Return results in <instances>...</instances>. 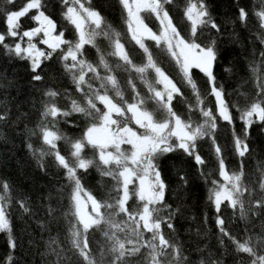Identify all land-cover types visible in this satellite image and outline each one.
Returning <instances> with one entry per match:
<instances>
[{
    "label": "snow or ice",
    "instance_id": "snow-or-ice-1",
    "mask_svg": "<svg viewBox=\"0 0 264 264\" xmlns=\"http://www.w3.org/2000/svg\"><path fill=\"white\" fill-rule=\"evenodd\" d=\"M118 3L123 36L91 0H62L59 24L42 0H26L19 8L15 0H4L0 8V47L9 61L24 63L28 77L21 85L15 70L12 77L0 70V141L8 145L0 164L14 157L18 140L35 166V174H25L16 161L27 188L0 180V233L8 249L0 264H264V167L258 168V185L242 180L244 162L256 152L253 126L264 133V0L259 10L237 5L235 17L222 23L205 0H187L186 25L174 23L173 0ZM250 16L257 20L261 47L253 45L251 59L243 57L252 98L238 85L235 91L245 99L240 106L216 69L232 73L222 65L225 49L241 47L235 26L247 28ZM87 46L95 49V60L87 58ZM117 70L127 74V97ZM65 78L72 92L61 86ZM134 79L146 92L137 90ZM69 118L79 135L69 137L57 127ZM219 122L230 131L239 170L226 166L216 141ZM33 137L46 147L34 148ZM205 137L214 149V170H203L206 161L197 152ZM170 154L191 157L206 187L207 211L198 222L187 204L189 179L181 165L171 164L174 183L162 168ZM90 169L111 178L99 198L82 183ZM17 208L21 219L27 216L40 230V239L30 236L28 247L27 225L14 234ZM237 208L242 240L231 228ZM253 217L260 218L258 232ZM182 222H189L185 241L179 239Z\"/></svg>",
    "mask_w": 264,
    "mask_h": 264
},
{
    "label": "trees",
    "instance_id": "trees-1",
    "mask_svg": "<svg viewBox=\"0 0 264 264\" xmlns=\"http://www.w3.org/2000/svg\"><path fill=\"white\" fill-rule=\"evenodd\" d=\"M42 2L48 5L47 13L51 14L54 19L57 20L58 24L60 23V13L63 8L62 0H42ZM195 2V0H193ZM26 0H15V7L19 8ZM92 5L101 11V14L106 18V21L112 25L117 31H120L122 36L126 29V26L123 24V20L121 18V6L118 3V0H91ZM187 0H173V6L171 7L170 14L174 18V23H178L181 25H186V18L182 19L183 10ZM209 10L211 11L213 17L216 19L217 23H222L224 21H230L236 15L237 5L245 7L247 10H251L254 6L259 10L260 0H205ZM4 7V0H0V8ZM146 15V14H142ZM26 19V18H25ZM147 22V21H146ZM256 24L257 20L255 17L250 16L247 28L241 27L239 24L235 26L236 32L239 34V40L241 47H237L236 44L228 45L225 49L226 59L222 61V65L232 68V73L228 74L222 71V68H217L216 71L219 73V79L224 83L225 89L227 92L231 93L230 99L236 101L240 106L245 104V99L242 96H239L235 91L237 86L239 87V92L246 93L248 100L252 98V89L251 82L247 81V77L249 75L247 71L246 61L243 57L248 56L249 59V49L254 45L257 50L261 47L259 41L256 39ZM27 26V25H25ZM5 29V24L3 21V17H0V32H3ZM225 33L231 31V25L228 28L223 29ZM252 41V44L249 43ZM99 43V42H98ZM106 46V42L101 43L100 47L103 49ZM129 45L126 44V48ZM87 58L90 60H95L97 58V53L95 49L91 48V46H87ZM106 59L109 60L113 65L115 64V58L108 57L105 53ZM136 62H139L138 58H134ZM228 61H232V64H229ZM7 69L9 77H12L13 70H15L16 76L15 78L19 80L21 85L26 84L28 79L27 74L25 72V66L23 62L18 61H9L5 56L2 47H0V70ZM118 80L121 83L122 90L125 91L126 97L129 94V89H127L125 85V81L127 79V74L117 70L116 73ZM174 75V73H173ZM135 74H133V77ZM243 78V79H242ZM134 83L137 86V90L141 91L143 94L146 92V89L143 88V85L140 84L139 80L134 79ZM201 91L203 90V84L198 82ZM62 87H66L69 92H72V85L65 78L61 82ZM187 95V93H186ZM150 107V105H149ZM180 107V106H178ZM197 117L194 116V119ZM224 122L218 123V130L216 141L217 144L220 145L222 149V154L225 156L226 166L231 170H239V164L237 158L232 155L231 152V134L229 129L222 128L219 125ZM62 132H64L67 136L72 137L79 135V129L74 127L71 123V118H69V123L65 124L61 122L57 125ZM237 130H239V122L236 124ZM33 147L38 149L42 147H46L43 145L42 140L38 137H33L31 140ZM252 142L251 146H255L256 152L254 156L250 159H247L244 162V176L242 178L243 183L249 187L253 185H258L260 173L258 168L264 167V133L259 131L255 125L252 129ZM58 148L61 151V154H66L65 145L63 141L58 142ZM8 150V145H5L2 141H0V160H4L6 158V153ZM15 155L11 160H8L7 166L0 164V180H11L14 181L15 184L21 188H27V184L24 181L23 176L21 175V168L17 166L16 161L18 160L20 165L23 166V172L25 174H35L34 173V164L28 155L27 150L24 145L21 144L18 140L16 141V148L13 149ZM197 152L205 159L206 164L203 168L204 171H208L209 168L213 170L216 167L215 159H214V149L212 148L211 142L205 137L203 140L197 142ZM91 155V153H88ZM176 162L181 165L183 172L186 174L189 179L188 185V195H187V204L190 208V213L197 217V222L201 216L202 211H207L205 207V197H206V187L204 183L198 179V173L196 166L191 157H181L179 155H171L167 158L161 160L162 168L170 177L171 182L176 181V176L172 174L171 164ZM217 173L213 171V177L215 178ZM82 183L86 188L91 190L94 195H97L99 198L102 192H107L111 186V178L103 177L101 178L99 174L95 171V169H90L87 174H85L82 178ZM258 191V189H257ZM247 193H245V197H247ZM67 201H65V204ZM132 204V201H129V205ZM13 207L16 208L15 203ZM231 210H229L226 215H230ZM239 209L236 210L235 222L231 226L234 234L237 235L238 239H243L244 234L241 231L243 224L239 221ZM118 220L120 218H117ZM253 224L256 225L254 231H259L260 226V218L253 217L251 218ZM13 226H14V234L19 235L20 230L27 225V231L23 234V241L25 247H28V240L30 236L37 240L40 239L39 236V228L37 224L33 223L27 216H24L22 219L19 217V209L17 208L12 215ZM189 222H182L180 225V234L179 239L181 241H185L188 239L187 234L184 232V227L188 226ZM227 223V222H226ZM194 226V224H193ZM209 227L212 228L211 224V213L209 212ZM67 225L65 224V229ZM212 231H215L212 228ZM55 234V233H53ZM44 239H47V235L44 236ZM60 239L63 240V234H61ZM90 244L92 243V237L90 236ZM98 240H102L103 236L98 235ZM7 236L4 233H0V261H3V258L8 252L7 249ZM214 243V240L212 241ZM37 261L39 257L36 258ZM230 260V258H229Z\"/></svg>",
    "mask_w": 264,
    "mask_h": 264
},
{
    "label": "rangeland",
    "instance_id": "rangeland-1",
    "mask_svg": "<svg viewBox=\"0 0 264 264\" xmlns=\"http://www.w3.org/2000/svg\"><path fill=\"white\" fill-rule=\"evenodd\" d=\"M122 147H124V146H122Z\"/></svg>",
    "mask_w": 264,
    "mask_h": 264
}]
</instances>
